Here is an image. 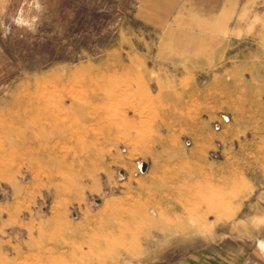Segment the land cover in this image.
I'll list each match as a JSON object with an SVG mask.
<instances>
[{
    "label": "rangeland",
    "instance_id": "rangeland-1",
    "mask_svg": "<svg viewBox=\"0 0 264 264\" xmlns=\"http://www.w3.org/2000/svg\"><path fill=\"white\" fill-rule=\"evenodd\" d=\"M200 1L0 0V264H264V35L165 44Z\"/></svg>",
    "mask_w": 264,
    "mask_h": 264
},
{
    "label": "crops",
    "instance_id": "crops-1",
    "mask_svg": "<svg viewBox=\"0 0 264 264\" xmlns=\"http://www.w3.org/2000/svg\"><path fill=\"white\" fill-rule=\"evenodd\" d=\"M199 5L203 6V13L198 14L200 18L192 16L186 20L179 16L175 30H170L166 35L165 44L174 36L178 37L189 30L190 33L184 38L183 51L200 56L210 52L209 56L213 57L221 54L224 42L220 41L218 50L212 51L205 40L193 31L196 27H200L207 35L219 37L220 34L230 46L227 52L240 42L264 35V0H202Z\"/></svg>",
    "mask_w": 264,
    "mask_h": 264
},
{
    "label": "trees",
    "instance_id": "trees-1",
    "mask_svg": "<svg viewBox=\"0 0 264 264\" xmlns=\"http://www.w3.org/2000/svg\"><path fill=\"white\" fill-rule=\"evenodd\" d=\"M53 59H54V60H62L63 57L60 56V55H56L55 57H53ZM53 59H52V60H53Z\"/></svg>",
    "mask_w": 264,
    "mask_h": 264
},
{
    "label": "built area",
    "instance_id": "built-area-1",
    "mask_svg": "<svg viewBox=\"0 0 264 264\" xmlns=\"http://www.w3.org/2000/svg\"><path fill=\"white\" fill-rule=\"evenodd\" d=\"M225 121H228V119L225 117ZM217 127V129L219 128V126H216ZM145 167H144V165L142 166V170L144 169Z\"/></svg>",
    "mask_w": 264,
    "mask_h": 264
}]
</instances>
